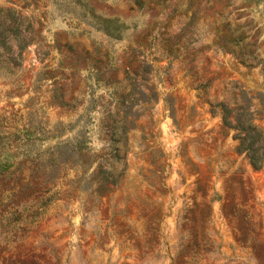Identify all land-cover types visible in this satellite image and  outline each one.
<instances>
[{"label":"rangeland","instance_id":"rangeland-1","mask_svg":"<svg viewBox=\"0 0 264 264\" xmlns=\"http://www.w3.org/2000/svg\"><path fill=\"white\" fill-rule=\"evenodd\" d=\"M8 10L0 264H264V148L253 167L210 105L264 140V0Z\"/></svg>","mask_w":264,"mask_h":264},{"label":"trees","instance_id":"trees-1","mask_svg":"<svg viewBox=\"0 0 264 264\" xmlns=\"http://www.w3.org/2000/svg\"><path fill=\"white\" fill-rule=\"evenodd\" d=\"M8 14L12 20V25L5 26L4 23H0V47L8 52L10 50V43L7 41V33L10 32L16 36L18 33V24L21 21L19 17H16L10 10ZM16 21V22H15ZM13 64H17L15 58L12 59ZM211 110H214L215 106H219L221 110V119L225 126L234 128L238 130L236 133L237 139L239 140L238 148L244 149L247 152V155L250 159V163L253 167H259L261 163V150L264 148V140L261 135V132L257 127L252 123L249 112L245 109L242 104L235 106V108L230 109L223 102H218L216 104H210ZM231 113H233V124L231 121ZM99 172L105 174V178L111 176V171L105 169Z\"/></svg>","mask_w":264,"mask_h":264}]
</instances>
